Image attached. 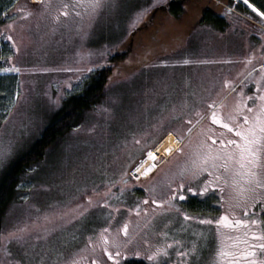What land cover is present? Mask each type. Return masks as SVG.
<instances>
[{"label": "rangeland", "instance_id": "374dc122", "mask_svg": "<svg viewBox=\"0 0 264 264\" xmlns=\"http://www.w3.org/2000/svg\"><path fill=\"white\" fill-rule=\"evenodd\" d=\"M206 1L151 7L153 0H121L115 12L105 11L98 18L86 12L76 15L82 10L69 7V15L61 14L57 21L53 17L61 6L75 5L76 0H49L46 9L32 5L42 0H0V69L13 65L20 69L0 71V143L12 146V155L0 166V178L39 137L66 97L81 91L97 69L113 65L100 101L84 112L79 124L48 149L44 159L19 183V192L3 217L0 264H71L73 260L92 264L93 259L115 264L102 252L99 234L108 228L105 234L111 240L125 223L130 247L142 255L122 256L120 264H152L146 256L155 245L166 243L172 244L167 264H227L229 258L221 259L216 252L221 244L231 250L228 238L238 232L223 225L218 228L214 221L225 213L231 220H264L259 207H255V216L247 217L239 208H230L235 202L230 188L222 194L221 208L216 195L205 199L189 194L185 201H175L176 207L169 211H165L168 204L152 203L153 199L168 198V189H157L154 183L162 177L163 182L171 179L185 154L196 145L189 150L185 147V154L175 153L171 161L154 171L166 159L158 156L156 169L139 181L130 175L120 192L121 173L147 155L137 151L145 141L152 147L168 129L185 135L187 127L193 128L191 142L196 141L200 129L210 123L211 101H223L227 112L241 87L246 85L245 95L256 91L254 82L243 77L251 68L245 59L237 67L233 62L252 57L251 66L257 69L254 75L260 74L257 65L264 63V17L242 0ZM238 2L256 18L238 8ZM260 2L264 5V0ZM206 7L221 18L204 12ZM141 9L146 11L137 20ZM21 10L32 15L23 17ZM7 35L16 40L15 46ZM89 68L93 70L87 71ZM223 77L233 81L235 91L232 85L225 86ZM218 82L221 90L210 95ZM197 109L200 116L195 115ZM134 137L140 145L133 143ZM110 187L114 195L107 196ZM153 188L155 191H150ZM145 198L147 204L142 203ZM105 199L111 208L103 203ZM78 205L88 208L86 219L79 222L73 220ZM20 228L25 230L26 239L9 243L8 233ZM119 236L124 237L123 231ZM193 246L197 249L194 254L177 255ZM109 250L117 251L114 247Z\"/></svg>", "mask_w": 264, "mask_h": 264}, {"label": "snow or ice", "instance_id": "6c2138e0", "mask_svg": "<svg viewBox=\"0 0 264 264\" xmlns=\"http://www.w3.org/2000/svg\"><path fill=\"white\" fill-rule=\"evenodd\" d=\"M166 0H153L151 7H156L165 3ZM248 2V0H245ZM121 0H76L75 5H69L67 3L61 6L60 12H58L53 18L59 21L61 14L68 16L69 7L79 8L82 11L76 12V15H82V13H89L93 18H98L101 13L115 12L120 7ZM44 8L50 6L49 0H42ZM251 7L259 13L261 17H264V11L257 8L254 3ZM23 11V10H21ZM146 10L141 9L136 14L135 19H140ZM232 9L228 8L227 12H231ZM32 15L29 11H23V17H30ZM11 27V26H9ZM10 41L13 46L16 45V40L12 35L5 37ZM16 51L19 48L16 47ZM11 59V57H9ZM251 61L252 57L247 58ZM187 62V61H185ZM260 69V75L255 77L254 84L256 91L250 95H245V87H241L240 91L236 93L237 99L230 106L227 112H224L225 104L223 101H211L209 104L210 113L208 114V123L206 128H201L198 135L200 137L199 142L190 153L185 154V147H191V134L193 132L192 127H187L185 131L188 133V137L180 135L178 130L176 131V143H170L165 152H172L185 154L186 159L183 164L180 165L176 172L172 173V178L167 181L168 185V198L167 200L153 199L154 205L168 204L169 211L171 208L176 207V198L183 201L186 199L187 194L198 196L201 198H211L216 195V190H219L221 194L224 192L223 185H228L233 191L234 203L230 204V208H239L242 210L244 216H255V207H259L264 212V63L257 65ZM93 68L87 69L91 72ZM0 71H16L20 69L14 65L12 68L0 69ZM255 68L246 74L248 83L253 82V76ZM80 80V77H77ZM244 85V81L239 82ZM225 86L232 85V90L235 91V85L233 81L225 80ZM79 85H77L78 87ZM73 85H69L71 90ZM175 112V109H173ZM195 115L200 116L199 109L196 110ZM187 123L192 125L193 121L188 120ZM199 123V122H197ZM216 125L221 126V129L226 130L229 135L235 134V138H227L224 132L221 131L219 135L215 128ZM159 125H157L158 127ZM155 137H149V140H154ZM133 143L140 145V141L135 137ZM137 151L143 153L146 151L147 155L143 159H137L134 163L130 164V168L126 167L121 173L119 187L120 192L123 193L124 185L127 184L130 175H134L136 180L139 181L141 176H147L157 168V151L153 147L149 146L148 141H145ZM12 155L11 143H0V166L7 163ZM115 186V185H113ZM155 191V188L150 189ZM107 196L114 195L111 191V187L106 192ZM222 198V195H221ZM88 204L91 206L92 197H87ZM220 201L217 200L216 203ZM105 205L111 208V204L108 200L103 201ZM142 203L147 204L148 198H145ZM140 204L136 205V211L139 212ZM78 211L73 215V220L82 221L86 219L88 214V208L81 205L77 206ZM145 212L147 208L143 209ZM179 209L177 208V211ZM232 215H235L233 211ZM189 217L185 214V219ZM214 223L219 226L223 225L226 228L236 230L238 234L228 239L231 241V250H225L228 245L221 244L219 250L216 252V256L221 259L230 258L227 260V264H264V220L260 219H229V214L225 213L220 216ZM109 231L108 228L100 230V241L102 252L107 254L108 260L115 261V264H120V257L128 256H141L142 253L138 250H133L132 241L128 239L129 226L127 223L123 225L121 230H118L117 234L110 240L106 235ZM119 231H123L124 237L119 236ZM25 230L15 229L8 233L7 239L9 243L15 241L17 243L23 242L25 237ZM166 236L167 233H164ZM0 239L4 237L0 236ZM39 239V237H37ZM91 238L89 243H91ZM144 243H148L146 240ZM173 243L179 244V241ZM110 247H114L117 251L114 253L110 251ZM172 244L166 243L164 245H155L150 254L146 256L147 260L152 264H167L169 257V249ZM197 251L193 246L190 250L178 252L177 255L187 257L194 254ZM11 255V253H8ZM14 264H20V261H15ZM71 264H76L73 260ZM92 264H101L100 260L93 259ZM175 264V262H173Z\"/></svg>", "mask_w": 264, "mask_h": 264}, {"label": "trees", "instance_id": "16d2710c", "mask_svg": "<svg viewBox=\"0 0 264 264\" xmlns=\"http://www.w3.org/2000/svg\"><path fill=\"white\" fill-rule=\"evenodd\" d=\"M32 5L39 7L43 4L40 2L39 4L33 3ZM262 7L264 9L263 4ZM2 8L3 5L0 10ZM242 10L247 12L244 9ZM204 12L218 18L216 12L210 7L204 8ZM112 73L113 65L97 69L86 81L81 91L66 97L59 110L54 114L49 124L42 130L39 137L4 170L0 178V231L4 213L10 202L19 192L18 185L24 179L28 170L39 164L44 159L48 149L58 143L70 129L79 124L86 110L100 101ZM159 141H156L152 147Z\"/></svg>", "mask_w": 264, "mask_h": 264}, {"label": "flooded vegetation", "instance_id": "af4514ba", "mask_svg": "<svg viewBox=\"0 0 264 264\" xmlns=\"http://www.w3.org/2000/svg\"><path fill=\"white\" fill-rule=\"evenodd\" d=\"M184 1L185 0H166V2H165V4L166 3H168V4H176V3H184ZM200 1H202V0H200ZM229 3H232L233 1L232 0H227ZM238 0H236V2H237ZM252 3H254L255 5H257L262 11H264V9H263V7H262V4L263 3H261L260 2V0H250ZM206 2H209L208 0L206 1ZM237 5V7L238 8H240V9H244V10H246L247 11V13L251 16V17H254V18H256V15L255 14H253V13H251V12H249L244 6H242V4L241 3H236ZM216 15L218 16V18H221V14H219V13H216ZM222 19H224V18H222ZM227 30V29H226ZM248 34H250V36H252L253 34L252 33H254L252 30H250V29H246L245 30ZM248 58V57H247ZM247 58H242V59H239V60H236V61H234L233 63H234V65H236V67L237 66H239L240 65V62H242V60L243 59H245V61H246V63H247V65L249 66V67H251L248 71H246V73L244 74V76L243 77H245V75L249 72V71H251L253 68H255L256 67V65L255 66H251V62L247 59ZM256 70L257 69H255V73H256ZM260 75V74H259ZM259 75H257V76H259ZM256 75H254V77H253V82H254V80H255V77H257ZM221 80L222 81H224V80H226V78H221ZM219 82H220V79H219ZM217 83V86H213L211 89H210V91H209V93H210V95L211 94H213L214 92H217V91H220L221 90V87L219 86V84H221V83ZM254 87H255V85H254ZM213 92V93H212ZM250 95V94H249ZM207 96H209V95H207ZM195 107V104H194V106H192L191 107V109H193ZM209 112H210V110H209ZM207 113H208V111H207ZM206 113V114H207ZM218 127L216 128V130H217V134L219 135V133L221 132V131H223L224 132V135H225V137H227V138H235V134L234 133H232L231 135H229L228 133H227V131L226 130H223V129H221V126H219V125H217ZM175 128V127H174ZM199 139H200V137L198 136L197 137V140L196 141H193L192 143H191V146H193V145H196L198 142H199ZM195 142V143H194ZM194 143V144H193ZM193 148H195L194 146L191 148V151H192V149ZM174 167V166H173ZM172 170V169H171ZM174 172H175V170H174ZM163 177H162V179H161V181H158V182H155L154 183V186L157 188V189H163V190H165V189H168L167 187H168V185H167V182H163ZM223 188H224V191H226V193H227V191L229 190V187H228V185H223L222 186ZM228 189V190H227ZM230 193H231V189H230V191H229ZM216 197H217V199H219L220 200V202H221V204L220 203H217V206L218 207H222V205H223V195L220 193V191L219 190H216ZM225 193V194H226ZM229 194V193H228ZM221 195H222V198H221ZM187 196H189V194H187L186 195V197ZM215 196V195H214ZM187 199V198H186ZM186 199H184L183 201H185ZM176 201H180V202H183V201H181V200H179V198L177 197L176 198ZM192 207H195V206H192ZM235 220V219H234ZM230 259V258H229Z\"/></svg>", "mask_w": 264, "mask_h": 264}, {"label": "bare ground", "instance_id": "6f19581e", "mask_svg": "<svg viewBox=\"0 0 264 264\" xmlns=\"http://www.w3.org/2000/svg\"><path fill=\"white\" fill-rule=\"evenodd\" d=\"M38 1V0H37ZM245 2V0H242ZM251 9H253L251 7L252 2L250 0H248V2H245ZM257 7V6H256ZM258 8V7H257ZM255 11V9H253ZM176 135L173 132H168L153 148L155 151H157V155H164V157H168L170 156V154L173 153L172 152H165V148H167L169 146L170 143H176ZM154 170V169H153Z\"/></svg>", "mask_w": 264, "mask_h": 264}, {"label": "crops", "instance_id": "0c3cea01", "mask_svg": "<svg viewBox=\"0 0 264 264\" xmlns=\"http://www.w3.org/2000/svg\"><path fill=\"white\" fill-rule=\"evenodd\" d=\"M167 132H175L174 134L176 135V131H174V129H168L167 130ZM192 135V134H191ZM183 136H185L186 137V140H187V137H188V133L187 134H185V135H183ZM192 137V136H191ZM155 140V139H154ZM154 140H152V141H154ZM193 142V141H192ZM191 142V143H192ZM195 143V142H194ZM193 143V144H194ZM190 149V147L188 148V150ZM175 153L176 152H173L172 154H170V156H168V157H166V159H164L162 162H160L159 163V167L156 169V170H154V171H157L159 168H161L162 167V165H164L165 163H167V162H169V161H171V159L173 158V155H175ZM178 154V153H177ZM179 158V157H178Z\"/></svg>", "mask_w": 264, "mask_h": 264}, {"label": "built area", "instance_id": "2783aa9c", "mask_svg": "<svg viewBox=\"0 0 264 264\" xmlns=\"http://www.w3.org/2000/svg\"><path fill=\"white\" fill-rule=\"evenodd\" d=\"M160 156L159 154L157 155V157Z\"/></svg>", "mask_w": 264, "mask_h": 264}]
</instances>
